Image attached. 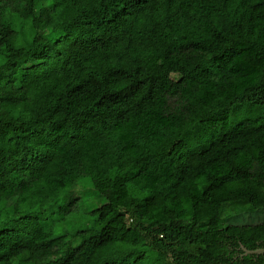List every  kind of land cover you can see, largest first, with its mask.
Listing matches in <instances>:
<instances>
[{
	"label": "trees",
	"instance_id": "trees-1",
	"mask_svg": "<svg viewBox=\"0 0 264 264\" xmlns=\"http://www.w3.org/2000/svg\"><path fill=\"white\" fill-rule=\"evenodd\" d=\"M264 0H0V264H264Z\"/></svg>",
	"mask_w": 264,
	"mask_h": 264
},
{
	"label": "rangeland",
	"instance_id": "rangeland-1",
	"mask_svg": "<svg viewBox=\"0 0 264 264\" xmlns=\"http://www.w3.org/2000/svg\"><path fill=\"white\" fill-rule=\"evenodd\" d=\"M264 211L256 210L250 213L232 215L233 222L236 223H256L263 219Z\"/></svg>",
	"mask_w": 264,
	"mask_h": 264
},
{
	"label": "water",
	"instance_id": "water-1",
	"mask_svg": "<svg viewBox=\"0 0 264 264\" xmlns=\"http://www.w3.org/2000/svg\"><path fill=\"white\" fill-rule=\"evenodd\" d=\"M243 249H244V251H245L246 253H251V252H253V253H264V248H259V249L253 250V251H251V250H247V249H245V248H243Z\"/></svg>",
	"mask_w": 264,
	"mask_h": 264
}]
</instances>
